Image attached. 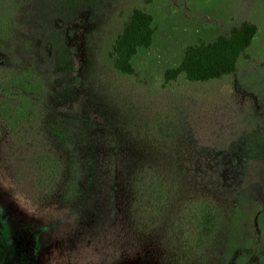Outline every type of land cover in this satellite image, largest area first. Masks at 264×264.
Returning <instances> with one entry per match:
<instances>
[{"label": "rangeland", "instance_id": "rangeland-1", "mask_svg": "<svg viewBox=\"0 0 264 264\" xmlns=\"http://www.w3.org/2000/svg\"><path fill=\"white\" fill-rule=\"evenodd\" d=\"M145 1L0 0V264H264V0ZM136 8L133 77L110 54ZM246 22L234 75L165 82Z\"/></svg>", "mask_w": 264, "mask_h": 264}, {"label": "trees", "instance_id": "trees-1", "mask_svg": "<svg viewBox=\"0 0 264 264\" xmlns=\"http://www.w3.org/2000/svg\"><path fill=\"white\" fill-rule=\"evenodd\" d=\"M151 4L152 0H146ZM260 29L246 22L234 28L228 36H220L212 43H199L187 47L183 60L177 66L166 70L167 84L184 78L191 83H206L222 80L237 72L241 60H249L252 48ZM156 35L153 16L144 9L136 8L127 16L123 29L110 54L113 66L119 73L137 77L134 60L141 49H150ZM212 213L200 219V232L203 241L213 233Z\"/></svg>", "mask_w": 264, "mask_h": 264}]
</instances>
